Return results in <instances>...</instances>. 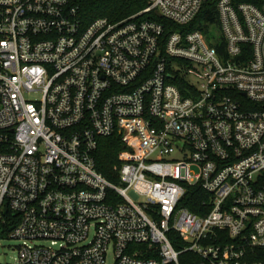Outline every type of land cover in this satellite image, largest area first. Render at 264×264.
<instances>
[{
	"label": "built area",
	"instance_id": "built-area-1",
	"mask_svg": "<svg viewBox=\"0 0 264 264\" xmlns=\"http://www.w3.org/2000/svg\"><path fill=\"white\" fill-rule=\"evenodd\" d=\"M205 1L85 25L76 0H0V243H23L14 264H264V0H219L213 44L185 31ZM116 134L118 184L95 160ZM196 187L201 215L184 206Z\"/></svg>",
	"mask_w": 264,
	"mask_h": 264
},
{
	"label": "trees",
	"instance_id": "trees-1",
	"mask_svg": "<svg viewBox=\"0 0 264 264\" xmlns=\"http://www.w3.org/2000/svg\"><path fill=\"white\" fill-rule=\"evenodd\" d=\"M81 8V19L85 25L92 24L93 21L100 18H106L110 21L117 22L127 19L135 14L142 12L149 6L148 0H76ZM235 4L255 3V0H234ZM219 0H206L203 9L197 19L185 31L203 32L209 42L213 44L216 38L211 28L215 30L218 27V10ZM154 20L165 25L166 37H169L176 31L180 30L179 26H175L170 22H166L162 18L154 16ZM219 51L224 53V44L219 45ZM126 150V146L121 140V136L116 134L112 138L100 140L98 150L95 154L96 166L98 172L103 174L110 182L118 184V175L115 170L120 166V154ZM209 197L199 188H189L184 206L192 213L201 215L199 207Z\"/></svg>",
	"mask_w": 264,
	"mask_h": 264
},
{
	"label": "rangeland",
	"instance_id": "rangeland-1",
	"mask_svg": "<svg viewBox=\"0 0 264 264\" xmlns=\"http://www.w3.org/2000/svg\"><path fill=\"white\" fill-rule=\"evenodd\" d=\"M178 157L179 155L174 156V158ZM22 245V242H17L10 238L4 239L0 243V264H14L18 257L19 248L22 247Z\"/></svg>",
	"mask_w": 264,
	"mask_h": 264
}]
</instances>
